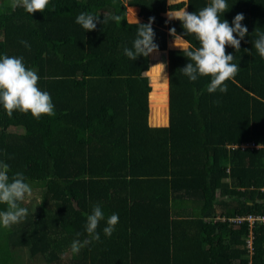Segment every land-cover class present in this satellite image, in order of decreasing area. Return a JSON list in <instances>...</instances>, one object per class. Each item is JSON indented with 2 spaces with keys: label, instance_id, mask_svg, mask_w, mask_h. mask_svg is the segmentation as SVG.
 I'll return each instance as SVG.
<instances>
[{
  "label": "trees",
  "instance_id": "16d2710c",
  "mask_svg": "<svg viewBox=\"0 0 264 264\" xmlns=\"http://www.w3.org/2000/svg\"><path fill=\"white\" fill-rule=\"evenodd\" d=\"M208 2L187 0V10ZM10 3L0 2V56L24 58L56 114L9 117L0 106V161L32 188L21 202L25 221L0 226V264H11L13 247L27 251V264H264V224L247 219L264 215V59L252 44L264 32V0H227L222 19L231 25L243 13L248 34L240 50L226 46L241 69L226 93H208L210 77L192 82L180 71L188 60L173 46L181 39L167 46L169 29L199 42L165 18L167 0H49L32 14ZM127 7V20L155 18L158 50L149 57L167 52L169 74L159 73L160 61L124 54L138 27ZM81 12L122 20L84 31L75 22ZM176 76L187 82L168 91ZM250 142L259 147L241 146ZM97 204L100 240L73 254ZM113 213L119 222L106 237Z\"/></svg>",
  "mask_w": 264,
  "mask_h": 264
},
{
  "label": "clouds",
  "instance_id": "9594fccd",
  "mask_svg": "<svg viewBox=\"0 0 264 264\" xmlns=\"http://www.w3.org/2000/svg\"><path fill=\"white\" fill-rule=\"evenodd\" d=\"M167 2L168 20L180 21L185 34L194 35L199 42V47H193L183 39L181 43L173 40V46L178 47L188 60L180 71L192 82L197 81L199 77H210V83L206 86L208 93L217 91L226 93L228 90L226 81L233 80L241 70L238 63H233L234 55L226 52V46H231L235 51L240 50V42L248 34L247 27L241 23L245 18L243 13H237L230 25L226 19H222V14L229 10L227 0H209L208 4L198 12L187 10V0H183L185 6L179 9L170 8L173 0ZM48 4L49 0H11L10 7L13 10L23 8L27 13L32 14L37 11L44 12ZM99 17L81 12L76 16L75 22L84 31H92L96 29L97 23L107 24L110 19L117 22L122 20L119 15L105 16L102 20ZM154 19L149 17L147 23H141L135 17L134 23L138 26L136 38L131 48L125 47L123 50L132 61L139 56L148 57L150 53L158 50L152 28ZM169 34L172 37L180 36L174 27L169 29ZM20 42L25 48H30L27 41ZM252 44L259 56L264 59V32L258 33ZM156 65L160 74L164 72L166 68L164 63ZM167 77L165 75L163 78L167 79ZM39 80L37 72L25 66L22 56L6 54L0 56V106L9 117L15 111L30 113L35 119H40L42 115L55 116L52 98L47 91L39 88ZM9 172L10 165L0 161V204L6 205L4 210H0V226L5 229L25 221L29 212L26 207L21 206V202L32 195V188L26 182L23 173L16 172L10 176ZM104 219L105 214L101 206L94 205L86 219V238L81 240L78 238L81 233H76L77 238L70 244L73 254H78L82 248L93 242H99L100 234L97 228ZM118 222L119 216L116 213L107 217L106 226L103 228L106 237L112 235Z\"/></svg>",
  "mask_w": 264,
  "mask_h": 264
},
{
  "label": "rangeland",
  "instance_id": "374dc122",
  "mask_svg": "<svg viewBox=\"0 0 264 264\" xmlns=\"http://www.w3.org/2000/svg\"><path fill=\"white\" fill-rule=\"evenodd\" d=\"M179 0H173L172 3L174 2H177ZM185 6V5H184ZM183 6V7H184ZM138 11V9H137ZM129 8H126V20L129 16ZM167 13V12H166ZM165 13V16L167 17ZM138 14V12H137ZM164 15V14H163ZM138 16V15H137ZM139 17V16H138ZM165 17V18H166ZM137 18V17H136ZM129 19V18H128ZM139 21L140 19L137 18ZM167 19V18H166ZM135 18L133 19H130V20H127L129 22H134ZM173 40V39H183V41H186V42H189L187 39H184V38H181L179 36H176V37H171V38H168L167 40V46L169 44V41L170 40ZM190 43V42H189ZM166 46V48H167ZM169 49V48H168ZM149 57V56H148ZM150 59V65H153L154 63H156L157 61H160V63H164L166 65V68H165V71L169 74L168 72V58H167V54L166 52H160L157 56H150L149 57ZM176 77H179V76H176ZM180 78V81L178 82H173L172 84H170L168 87H167V90L169 91V88L172 87V86H175V85H180V84H185L187 81L182 78V77H179ZM150 91V90H149ZM149 93V92H148ZM147 101H148V96H147ZM11 130L15 131V132H18V133H25V130L21 127H13ZM11 264H27L28 262V254H27V251L23 248H19V247H13L12 250H11Z\"/></svg>",
  "mask_w": 264,
  "mask_h": 264
},
{
  "label": "built area",
  "instance_id": "2783aa9c",
  "mask_svg": "<svg viewBox=\"0 0 264 264\" xmlns=\"http://www.w3.org/2000/svg\"><path fill=\"white\" fill-rule=\"evenodd\" d=\"M242 147H246V146H250V147H253V146H257L259 147L258 145H255L254 143L250 142V143H246L244 145H241ZM262 148H264V145H261ZM264 189V187H263ZM243 218H236V219H233L234 221H241ZM247 219L249 220V222L251 223L252 221L254 220H257V221H260L261 223L264 224V215H254V216H248ZM247 245L250 246V239L248 238L247 239Z\"/></svg>",
  "mask_w": 264,
  "mask_h": 264
},
{
  "label": "crops",
  "instance_id": "0c3cea01",
  "mask_svg": "<svg viewBox=\"0 0 264 264\" xmlns=\"http://www.w3.org/2000/svg\"><path fill=\"white\" fill-rule=\"evenodd\" d=\"M3 0H0V2H2ZM179 1H183V0H179ZM127 8H129V7H127ZM138 9V8H137ZM168 12V11H167ZM166 13V12H165ZM165 13H164V16H165ZM166 17V16H165ZM167 18V17H166ZM141 19V18H140ZM168 19V18H167ZM129 22V21H128ZM172 40V39H171ZM150 89H151V87H150ZM147 96H148V94H147ZM148 102V101H147ZM147 123H148V115H147ZM148 126H149V123H148ZM167 126H168V121H167ZM152 135V134H151ZM157 149H162V148H157Z\"/></svg>",
  "mask_w": 264,
  "mask_h": 264
},
{
  "label": "water",
  "instance_id": "95a60500",
  "mask_svg": "<svg viewBox=\"0 0 264 264\" xmlns=\"http://www.w3.org/2000/svg\"><path fill=\"white\" fill-rule=\"evenodd\" d=\"M141 21V20H140ZM163 52H164V50H163ZM166 54H167V52H166ZM167 121H169V118L167 119Z\"/></svg>",
  "mask_w": 264,
  "mask_h": 264
}]
</instances>
